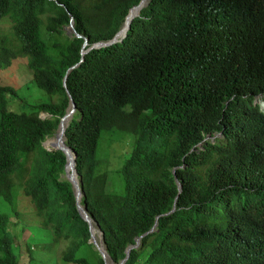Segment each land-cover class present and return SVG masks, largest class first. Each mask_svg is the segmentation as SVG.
<instances>
[{
  "label": "trees",
  "instance_id": "1",
  "mask_svg": "<svg viewBox=\"0 0 264 264\" xmlns=\"http://www.w3.org/2000/svg\"><path fill=\"white\" fill-rule=\"evenodd\" d=\"M137 1L0 0V68L23 57L48 95L14 111L15 88L0 82V264H24L7 227L18 198L48 232L41 243L30 233L27 250L63 237L60 264H104L60 176L64 154L42 140L65 112L61 79L82 36L110 38ZM69 15L81 36L62 31ZM65 85L79 202L113 264L157 214L121 264H264V0H147L119 41L82 54ZM106 131L131 135L110 170L119 189L105 188L110 166L97 154Z\"/></svg>",
  "mask_w": 264,
  "mask_h": 264
},
{
  "label": "rangeland",
  "instance_id": "2",
  "mask_svg": "<svg viewBox=\"0 0 264 264\" xmlns=\"http://www.w3.org/2000/svg\"><path fill=\"white\" fill-rule=\"evenodd\" d=\"M7 23L4 19L0 20V34L8 30ZM62 31L67 34L65 25L62 27ZM42 33L46 36L45 32ZM0 82L11 84L15 88V93H6V106L14 111L31 109L32 102L41 99H47L48 95L42 89L38 88L31 79L30 70L26 65L23 57H15L7 67L0 68ZM38 115L41 117L47 116V112L39 111ZM56 129L44 140L48 145L51 136L54 134ZM116 131V130H112ZM110 132L106 131L103 133L105 139V149L100 150L98 148L97 154L103 159L109 167H106L107 177L105 188L119 189L121 180L120 175H116L110 170L113 165L119 163L122 160L128 150L130 149L131 135L125 132L118 131ZM107 136L111 138L107 139ZM49 137V138H48ZM51 137V138H50ZM54 137V136H53ZM62 172L60 173V176ZM19 194L17 192V186L14 184V195ZM22 197L25 198L21 194ZM16 200V207L18 214L14 215V212L9 211V219L7 221V227L13 234L14 250L18 254L19 261L21 263L30 264H60L61 251L65 248L68 243V238L65 239L60 237L58 240L49 244L48 248L37 249L31 247L29 250L26 249L24 242L28 240V235L31 233L33 237L31 240L35 243L47 242L48 232L35 220V215L30 210L29 205L26 202ZM35 220V221H34ZM98 233V231H97ZM99 236V234H98ZM100 237V236H99ZM48 243H46L47 245Z\"/></svg>",
  "mask_w": 264,
  "mask_h": 264
},
{
  "label": "water",
  "instance_id": "3",
  "mask_svg": "<svg viewBox=\"0 0 264 264\" xmlns=\"http://www.w3.org/2000/svg\"><path fill=\"white\" fill-rule=\"evenodd\" d=\"M147 2V0H138L136 3L132 4L127 12L125 13L124 17H123V20H122V23L121 25L119 26V28L114 32V34L108 38V39H105V40H96L92 43H90L89 45L86 44V41H87V38L86 36H82L83 40L81 42V45H80V48H79V53H80V57L78 59V61H80L82 59V54L90 47H100V46H104V45H107L111 42H115V41H119L125 34V31L126 29L129 27L130 25V22L132 20V18L134 16H136L139 12V9ZM65 28H66V32L67 34H73L74 36H81L80 33H78L75 28L73 27V21H72V17L71 15H69V20L68 22L65 24ZM78 61L70 64L63 76H62V79H61V84L62 86L64 87V90H65V93L68 97V104L66 106V109H65V112L59 117L58 119V122H57V125H56V130L58 129V131L54 132L57 133L58 135V138H60L61 136H63V139H64V135H63V131H64V127L65 125L63 126L61 124V121L64 117H66V115L70 112H73V110L75 109V105H74V101L73 99L71 98L69 92L67 91L66 89V85H65V77H66V73L67 71L75 66ZM206 136H208L206 134ZM46 140H42V144L44 146H46V143H45ZM50 146L52 148H56V149H59L63 152L64 154V163H63V171H62V177H64L66 180L69 181L70 183V187H71V190H72V194H73V199H74V206L79 214V216L86 222L87 224V230H88V234H89V240L90 242L93 244L94 248L96 249V251L98 252V254L100 255V257L102 258L104 264H113L112 261L109 259L108 257V254L105 250V247L103 245V249L100 248L93 236H92V233H91V230H90V216L87 214L84 206L79 202L80 200V196L82 195V190L80 189V186H79V177L77 176L76 174V171H75V161H74V158H75V152L67 145L65 144L64 140H62V142H60L59 140H56V141H53L50 143ZM68 149L71 150L72 154H71V158H72V167L69 171L66 172V165L69 164V159H68ZM76 178H75V176ZM178 184V183H177ZM158 215H155L154 217V222H153V225L156 221V218H157ZM153 225L148 228L147 230H145L144 232H142L140 235L144 234L145 232L147 231H150L153 229ZM98 228V226H97ZM98 231H99V236L101 238V231L99 230L98 228ZM140 235H136L133 237V242L132 243H128L125 248H124V255L118 260V262H116V264H121L123 262V260L126 258L127 254H128V251H129V248L132 247V246H135L136 243L138 242V238ZM101 242H102V239H101ZM103 244V243H102ZM104 254L107 255V258H108V261L109 263L106 261L105 257H104Z\"/></svg>",
  "mask_w": 264,
  "mask_h": 264
},
{
  "label": "bare ground",
  "instance_id": "4",
  "mask_svg": "<svg viewBox=\"0 0 264 264\" xmlns=\"http://www.w3.org/2000/svg\"><path fill=\"white\" fill-rule=\"evenodd\" d=\"M71 113H72V112L68 113V114L66 115V117H64V118L62 119L61 124H62L63 126L66 125L68 119H69L70 116H71ZM57 131H58V129L56 130V132H57ZM53 136H54V137H53ZM51 137H52V138H51ZM51 137H50L51 139H50V141H49V143H48L49 146H50V143L53 142V141L59 140L60 142H62V140H63V136H61L60 138H58L57 133L53 134ZM71 154H72L71 150L68 149V159H69V162H70V163L66 165V172L69 171V170L71 169V167H72V163H71V162H72ZM74 176H75V175H74ZM75 178H76V176H75ZM90 230H91L92 236H93V238H94L96 244H97L100 248L103 249V244H102V242H101V238L98 236V234H99L98 228H97L96 224H95L92 220H90ZM97 231H98V233H97ZM104 257H105L106 261L109 263L106 254H104Z\"/></svg>",
  "mask_w": 264,
  "mask_h": 264
},
{
  "label": "clouds",
  "instance_id": "5",
  "mask_svg": "<svg viewBox=\"0 0 264 264\" xmlns=\"http://www.w3.org/2000/svg\"><path fill=\"white\" fill-rule=\"evenodd\" d=\"M206 134L208 135V136H206ZM205 135H204V138H207V137H209L210 136V138L212 139L213 138V135L211 134H209V133H206ZM173 172V171H172ZM178 183V181H176V184ZM177 188H179V184H177ZM172 208H173V206H171V208L169 209V211L170 210H172ZM157 215H159V214H157ZM92 220V219H91ZM93 221V220H92ZM94 222V221H93ZM156 222V221H155Z\"/></svg>",
  "mask_w": 264,
  "mask_h": 264
}]
</instances>
